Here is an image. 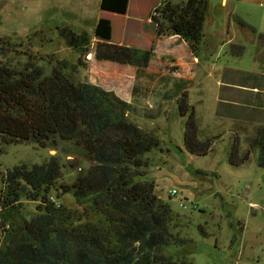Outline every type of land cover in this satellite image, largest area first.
<instances>
[{
  "label": "rangeland",
  "instance_id": "rangeland-1",
  "mask_svg": "<svg viewBox=\"0 0 264 264\" xmlns=\"http://www.w3.org/2000/svg\"><path fill=\"white\" fill-rule=\"evenodd\" d=\"M208 1L199 53L178 37L175 41L188 44L191 52L166 51L161 44V50L152 49L149 66L137 76L135 66L99 62L94 58L95 37L103 35L101 23L115 29L127 23L122 16L104 13L101 0H0V48H3L0 60L23 65L30 60V54L37 62L45 58L40 65L46 66L47 71L56 60L77 64L79 54L67 44L62 33L67 27L87 32L91 50L84 56L85 67L80 68V76L113 90L127 101L132 100L141 111L133 120L159 134L161 145L145 155L148 165L140 172L143 182L155 185L154 191L161 199L188 216L184 219L186 224L191 220L184 234L197 241L193 264H264V166L258 163L261 157L258 147L253 146L257 127L247 123L242 126L241 114L234 117L226 109L229 99H243V93L234 88L236 84L254 81L247 76L249 72H264V39L260 37L264 34V0ZM149 28H153L152 24ZM167 41L163 39V44ZM235 44L242 45L243 50L233 48ZM177 92L186 94V104L191 108L187 114L182 113ZM193 108L198 118L199 139L212 141L204 156H195L184 144L186 121ZM151 110L158 116L144 118L143 114ZM245 117L250 121V115ZM257 119L261 120V115L255 114ZM236 138L238 159L251 152L243 165L229 160ZM68 146L65 142L58 148L41 147L34 142L4 146L0 153V203L2 189L7 190L8 186L7 170L17 165L42 164L51 155H59L67 167L57 187L50 189L47 200L53 196L61 201L55 207L64 217L56 223L61 222L62 227L69 218L75 228L96 223L101 216L91 212L89 199L77 198L61 188L62 184H72L80 170L90 167L89 161L74 158ZM45 204L23 199L19 209L0 212V257L22 235L23 228L18 225L24 228L31 225L45 212ZM199 225H203L206 235L201 234Z\"/></svg>",
  "mask_w": 264,
  "mask_h": 264
},
{
  "label": "trees",
  "instance_id": "trees-1",
  "mask_svg": "<svg viewBox=\"0 0 264 264\" xmlns=\"http://www.w3.org/2000/svg\"><path fill=\"white\" fill-rule=\"evenodd\" d=\"M123 2L103 0V6L123 10ZM208 7V0H162L151 15L156 34L179 35L193 52L199 53ZM62 36L78 52L77 64L56 60L47 71L40 65L45 58L37 62L30 54L23 65L0 60V153L4 146L16 143L34 142L54 148L61 142L68 143V152L89 161L90 167L80 170L72 184H62L61 188L77 198H88L91 212L101 217L79 228L71 226L70 218L62 227L61 222L56 223L64 215L50 197L47 200L67 167L59 155L53 154L46 162L31 167L17 165L6 172L8 186L2 189L0 212L19 209L23 199L46 203L45 212L26 228L18 225L23 228L22 235L3 251L0 263L193 264L197 241L184 234L191 220L186 224L188 216L161 199L154 191L155 185L143 182L140 172L148 165L145 155L161 145L159 134L133 120L141 115L135 103L80 76L84 56L91 50L88 33L67 27ZM260 37L264 39V34ZM236 47L243 50L242 45H233ZM93 51L97 60L137 67L138 75L149 66L153 55L152 49L109 41L97 42ZM176 94L179 97L180 92ZM185 95H180L183 114L191 109ZM143 116L155 119L158 115L151 110ZM197 120L193 108L186 121L184 144L190 153L204 156L212 141L199 139ZM237 138L231 145L229 160L243 165L251 152L238 159ZM253 146L259 148L258 163L264 166V134L254 140ZM199 230L206 235L203 225Z\"/></svg>",
  "mask_w": 264,
  "mask_h": 264
},
{
  "label": "crops",
  "instance_id": "crops-1",
  "mask_svg": "<svg viewBox=\"0 0 264 264\" xmlns=\"http://www.w3.org/2000/svg\"><path fill=\"white\" fill-rule=\"evenodd\" d=\"M160 1L161 0H125V2H123V10H113L111 8H104L103 0H101L100 7L104 13L122 16V18H125L127 23L125 24V27H120L119 29H115L114 26L108 23H101V31L103 35L100 37L98 36V38L95 37L96 42L109 41L110 43L127 45V47H140L145 49L151 48L153 50H161V46L164 45V47L167 49L166 51L182 52V50H185V52H191L189 51L190 46L188 44H180L175 41L178 37H180L179 35L162 36L156 34V26H154L152 23L153 20L150 14H152V11L160 3ZM150 24H152L153 28H149ZM120 33H123V35H120ZM88 36L90 37L89 34ZM163 39H166V41L168 40L166 44H163ZM157 42L158 47L157 44L155 47V43ZM98 61L108 62L109 60ZM109 63L127 65L113 61H109ZM135 72L138 76L136 67ZM261 73L262 74H257V72H249V74H251L250 76L254 79V81H252L250 84L241 81L238 84L234 83L236 84L234 86V88H236V92L243 93V99H229L230 102H228V107H226V109L229 110L230 113L234 115V117L241 114L240 122H242V126H244L246 123L249 124V126L256 125L257 138L264 134V72ZM227 84L234 85L231 83V81H227ZM255 114L261 115L262 119L255 120ZM247 115H250V121L243 119L246 118L245 116ZM238 127L241 128L240 123L238 124Z\"/></svg>",
  "mask_w": 264,
  "mask_h": 264
},
{
  "label": "built area",
  "instance_id": "built-area-1",
  "mask_svg": "<svg viewBox=\"0 0 264 264\" xmlns=\"http://www.w3.org/2000/svg\"><path fill=\"white\" fill-rule=\"evenodd\" d=\"M174 191H176V189ZM51 199L53 200V202L55 203V205H60L61 204L60 199L55 198L53 196H51ZM182 206L185 207V208L187 207V205H185V204H182Z\"/></svg>",
  "mask_w": 264,
  "mask_h": 264
}]
</instances>
